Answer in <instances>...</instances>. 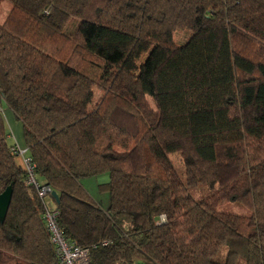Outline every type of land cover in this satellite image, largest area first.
<instances>
[{
  "label": "trees",
  "instance_id": "16d2710c",
  "mask_svg": "<svg viewBox=\"0 0 264 264\" xmlns=\"http://www.w3.org/2000/svg\"><path fill=\"white\" fill-rule=\"evenodd\" d=\"M6 2L0 264L55 261L1 103L90 264H264V0ZM177 30L189 36L177 43ZM102 175L92 198L81 180Z\"/></svg>",
  "mask_w": 264,
  "mask_h": 264
},
{
  "label": "built area",
  "instance_id": "2783aa9c",
  "mask_svg": "<svg viewBox=\"0 0 264 264\" xmlns=\"http://www.w3.org/2000/svg\"><path fill=\"white\" fill-rule=\"evenodd\" d=\"M11 152L16 158L20 159L19 165L27 174L26 183L37 189V196L43 200L44 220L49 233L50 242L55 252V261L53 264H90V252L88 249L81 248L66 239L59 231L56 224V211L51 208L48 202L51 189L41 187L34 177V165L26 155V150L13 145ZM163 219V217H161Z\"/></svg>",
  "mask_w": 264,
  "mask_h": 264
},
{
  "label": "rangeland",
  "instance_id": "374dc122",
  "mask_svg": "<svg viewBox=\"0 0 264 264\" xmlns=\"http://www.w3.org/2000/svg\"><path fill=\"white\" fill-rule=\"evenodd\" d=\"M9 8H10V4L8 2L3 3L2 6L0 7V23L3 21L6 13L9 10ZM188 36H189V34L187 32H184V31L177 30L173 33V39L177 43L183 42ZM147 59H148V55L142 56L141 63H143V64L146 63ZM98 96H99L98 92H95L94 101L98 98ZM1 108H2L1 110L4 114L6 131L10 133V135L7 138L8 143L10 145L17 144L19 147L23 148L24 146L22 144L23 143L22 136L20 134V128H21L20 123H18L16 121L10 122L9 114L6 112V106L1 103ZM169 158L178 171V167H180V161H179L178 156L172 155ZM16 160H17V162L20 163L19 158H16ZM107 181H108V176L102 175V176H99V177L93 178V179H82L81 184H83L85 190L89 193V195L92 198L94 197L95 194H96L95 196L97 198H101L100 193L97 192V184H102V183H105ZM207 192H209V190L205 186H201V187L189 190V193L191 194V196L195 200H199L200 199L199 197L204 196ZM221 210L226 211V212L237 213V214H244L247 212L246 209L243 208L242 206L235 205L233 203L223 205L221 207Z\"/></svg>",
  "mask_w": 264,
  "mask_h": 264
},
{
  "label": "water",
  "instance_id": "95a60500",
  "mask_svg": "<svg viewBox=\"0 0 264 264\" xmlns=\"http://www.w3.org/2000/svg\"><path fill=\"white\" fill-rule=\"evenodd\" d=\"M11 195H12V188L10 186L7 187L0 194V222H2L6 216L11 201ZM51 197L54 199L56 203L58 202V197L55 192H51Z\"/></svg>",
  "mask_w": 264,
  "mask_h": 264
},
{
  "label": "crops",
  "instance_id": "0c3cea01",
  "mask_svg": "<svg viewBox=\"0 0 264 264\" xmlns=\"http://www.w3.org/2000/svg\"><path fill=\"white\" fill-rule=\"evenodd\" d=\"M8 114H9L10 122H13L14 118H13L12 114L11 113H8ZM20 134H21V128H20Z\"/></svg>",
  "mask_w": 264,
  "mask_h": 264
}]
</instances>
